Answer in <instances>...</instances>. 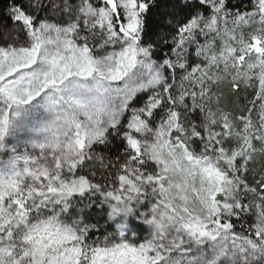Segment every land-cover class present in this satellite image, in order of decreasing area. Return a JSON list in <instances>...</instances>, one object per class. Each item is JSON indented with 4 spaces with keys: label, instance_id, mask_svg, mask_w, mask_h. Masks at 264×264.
<instances>
[{
    "label": "snow or ice",
    "instance_id": "6c2138e0",
    "mask_svg": "<svg viewBox=\"0 0 264 264\" xmlns=\"http://www.w3.org/2000/svg\"><path fill=\"white\" fill-rule=\"evenodd\" d=\"M0 264H264V0H0Z\"/></svg>",
    "mask_w": 264,
    "mask_h": 264
}]
</instances>
